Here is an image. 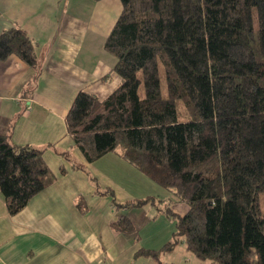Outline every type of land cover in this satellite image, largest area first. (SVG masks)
Segmentation results:
<instances>
[{"label": "trees", "instance_id": "16d2710c", "mask_svg": "<svg viewBox=\"0 0 264 264\" xmlns=\"http://www.w3.org/2000/svg\"><path fill=\"white\" fill-rule=\"evenodd\" d=\"M120 2L104 48L121 82L106 99L79 92L68 134L87 164L114 154L189 211L178 216L155 198L121 203L92 176L91 183L115 211L149 206L175 223L162 249L136 258L165 264L184 243L201 264H264V0ZM12 55L40 75L35 43L22 29L0 35V62ZM49 148L0 135V194L10 216L53 185L43 159ZM60 155L87 172L70 152ZM77 205L85 213L82 199ZM111 228L137 233L127 216Z\"/></svg>", "mask_w": 264, "mask_h": 264}, {"label": "crops", "instance_id": "0c3cea01", "mask_svg": "<svg viewBox=\"0 0 264 264\" xmlns=\"http://www.w3.org/2000/svg\"><path fill=\"white\" fill-rule=\"evenodd\" d=\"M121 13L120 0H0V35L15 28L27 32L41 69L36 77L16 55L0 62V135L11 136L16 146H49L43 159L55 178L13 217L0 194V264H159L136 254L162 249L175 233L174 223L149 206L115 211L90 176L121 203L155 198L178 216L189 211L114 154L87 164L68 134L66 116L79 92L106 99L121 82L111 75L116 59L104 48ZM63 151L87 172L73 170L60 155ZM79 199L85 213L78 208ZM122 216L131 219L135 235L111 228Z\"/></svg>", "mask_w": 264, "mask_h": 264}, {"label": "rangeland", "instance_id": "374dc122", "mask_svg": "<svg viewBox=\"0 0 264 264\" xmlns=\"http://www.w3.org/2000/svg\"><path fill=\"white\" fill-rule=\"evenodd\" d=\"M173 196V195H172ZM174 223V222H173ZM175 226V223H174ZM176 254L168 259V254L162 257V261L175 264H201V261L198 260L192 253L188 252L186 245L181 243L179 247L175 250Z\"/></svg>", "mask_w": 264, "mask_h": 264}]
</instances>
